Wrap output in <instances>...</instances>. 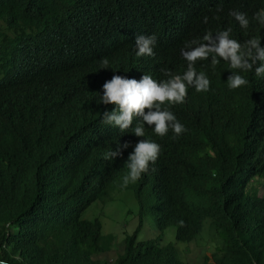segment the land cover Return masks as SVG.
Here are the masks:
<instances>
[{"label":"trees","instance_id":"trees-1","mask_svg":"<svg viewBox=\"0 0 264 264\" xmlns=\"http://www.w3.org/2000/svg\"><path fill=\"white\" fill-rule=\"evenodd\" d=\"M162 3L169 10L164 0H0V259L7 264H264L263 78L242 72L248 84L229 89L226 79L238 70L220 58L214 66L197 60L209 87L186 88L175 116L181 135L157 136L145 125L136 137L131 125L119 133L102 122L101 85L115 71L137 72L144 62L153 74H182L181 47L223 29L264 46V28L252 19L264 0H225L207 22L174 5L173 24L154 31L153 54L137 57L135 37L123 32ZM230 10L247 15L246 29ZM140 139L160 146L157 158L121 187ZM117 142L129 147L105 159ZM116 202L135 209L122 214L110 206ZM111 208L120 212L119 234L105 230L113 227L104 221ZM204 239L208 254L191 261L187 245Z\"/></svg>","mask_w":264,"mask_h":264},{"label":"clouds","instance_id":"clouds-1","mask_svg":"<svg viewBox=\"0 0 264 264\" xmlns=\"http://www.w3.org/2000/svg\"><path fill=\"white\" fill-rule=\"evenodd\" d=\"M166 4L150 13L139 16L130 29L123 33L134 36L133 47L137 57H147L153 54L156 45L154 31L164 30L167 25L173 24L171 8L178 5L195 14L197 22L212 20L225 0H164ZM229 15L237 22L240 28L246 29L249 24L247 15L238 10H230ZM252 19L264 28V8L253 13ZM231 29H223L215 34L205 33L203 43L196 40L188 41L180 49V55L186 61V69L182 74H174L166 68L160 73L153 74L147 63H142L137 72H113L110 80L101 85L99 103L105 111L101 114L102 122L120 133V130L129 129L136 137H144L145 125L157 136H163L169 130L170 136L181 135L184 126L175 117L186 95V88L192 87L196 92L207 91L209 80L203 71L194 69L197 60L209 59L210 65H216L218 59L227 61L228 67L238 71L230 72L226 79L229 89H236L247 85L248 81L241 75L251 71L257 78L264 79V46L260 38L249 37L243 42L231 38ZM175 38V35H173ZM100 69H107V58L98 60ZM132 63V59H131ZM134 121V124H133ZM162 143V141H160ZM129 144H119L115 149L105 152V159H115L121 155L122 149ZM159 145L151 139H140L127 155V172L121 177V187L135 182L140 175L148 170L149 164L155 162ZM0 264L7 261L0 259Z\"/></svg>","mask_w":264,"mask_h":264},{"label":"rangeland","instance_id":"rangeland-1","mask_svg":"<svg viewBox=\"0 0 264 264\" xmlns=\"http://www.w3.org/2000/svg\"><path fill=\"white\" fill-rule=\"evenodd\" d=\"M258 195H261V194H264V185H262L261 187H260V190L258 191V193H257ZM116 203H118V202H116ZM111 207H117L118 209H120V210H122V211H124V212H122V214H124V213H126V209L128 208H130V207H132L133 205L131 204V203H125V204H123V203H118V205H116V206H114V205H110ZM123 208H124V210H123ZM132 209H135V207L133 206L132 207ZM108 213H111V216L109 217V218H105V220L104 221H107V220H109V221H111V222H113V227L112 226H109V227H106L105 228V230L106 231H113L114 233H116V234H119L121 231H120V228H121V230L123 231V229H122V227H123V222L120 220V218H119V214H120V212L119 211H114V210H112V208H111V210H109L108 211ZM150 228L152 229V228H154V224H150ZM114 229H115V231H114ZM202 234H203V236H204V238H206V236H205V232L203 231L202 232ZM207 239V238H206ZM202 242L201 241H199L198 242V244H197V242H192V243H190L189 245H187V248H188V250H187V257L191 260V261H193V262H196V261H198V260H200V256L201 255H204V254H206L207 252H206V248H207V245H206V240L204 239L203 240V244H201ZM121 245H122V242H119L118 243V246H117V249L118 250H120L121 249ZM208 254V253H207ZM114 254L113 253H109L107 256L108 257H112Z\"/></svg>","mask_w":264,"mask_h":264}]
</instances>
